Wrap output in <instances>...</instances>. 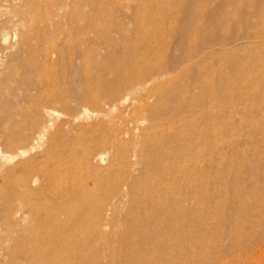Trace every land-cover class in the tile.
Wrapping results in <instances>:
<instances>
[{
    "label": "rangeland",
    "instance_id": "obj_1",
    "mask_svg": "<svg viewBox=\"0 0 264 264\" xmlns=\"http://www.w3.org/2000/svg\"><path fill=\"white\" fill-rule=\"evenodd\" d=\"M27 165L68 264H264V0H0V180ZM6 193L0 248L57 235Z\"/></svg>",
    "mask_w": 264,
    "mask_h": 264
},
{
    "label": "bare ground",
    "instance_id": "obj_2",
    "mask_svg": "<svg viewBox=\"0 0 264 264\" xmlns=\"http://www.w3.org/2000/svg\"><path fill=\"white\" fill-rule=\"evenodd\" d=\"M23 169V173L19 177H15L11 173L1 178L0 184L7 188L6 201H15L27 206L28 211L35 216L36 219L33 220L37 226H43L50 221L54 227L58 222L59 215L62 216L61 222H58L60 231L56 236L53 234L54 228L49 233L36 231L29 237L27 234L16 238L2 236L1 241H6V244L0 248V264H68L65 257L68 246L64 241L69 229L66 208L68 200L66 194L62 192L65 183L56 186L53 191L49 188L40 189L39 186L32 188L30 184H36L39 181V176L48 177V180L54 176L42 167L27 165ZM56 178L61 182L64 180L59 176ZM48 201L49 203H47ZM54 208L56 211L50 216L49 214L53 212ZM17 211H21V209ZM3 228L6 229V226Z\"/></svg>",
    "mask_w": 264,
    "mask_h": 264
}]
</instances>
